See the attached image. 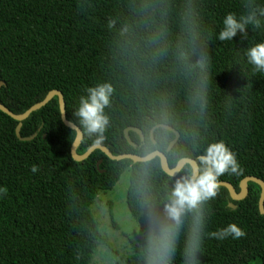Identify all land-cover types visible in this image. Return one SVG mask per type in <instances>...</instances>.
Masks as SVG:
<instances>
[{"label":"trees","instance_id":"1","mask_svg":"<svg viewBox=\"0 0 264 264\" xmlns=\"http://www.w3.org/2000/svg\"><path fill=\"white\" fill-rule=\"evenodd\" d=\"M261 8L264 0H0V102L20 114L61 90L67 119L84 134L79 154L94 144L115 155L160 150L173 168L184 157L198 162L208 144L223 141L241 171L218 180L240 192L246 176L264 180V71L245 55L264 41ZM253 10L258 27L249 23L231 40L218 39L227 14L239 19ZM102 84L111 88L106 124L90 133L73 113L86 89ZM18 123L0 110V186L7 189L0 196V264H188L192 214L177 225L165 213L185 168L171 176L159 157L113 160L101 149L75 160L76 131L62 121L58 96L22 122L21 136L32 139L17 136ZM159 124L179 132L170 150L176 132ZM129 127L144 139L130 130L131 144ZM127 168V205L139 231L122 232L123 250L100 229L92 205ZM260 195L255 182L239 201L219 186L204 205L196 264H264ZM108 211L121 230L111 200ZM230 222L245 236L220 241L208 234Z\"/></svg>","mask_w":264,"mask_h":264},{"label":"clouds","instance_id":"2","mask_svg":"<svg viewBox=\"0 0 264 264\" xmlns=\"http://www.w3.org/2000/svg\"><path fill=\"white\" fill-rule=\"evenodd\" d=\"M259 14L264 16V8L259 10ZM222 23L223 27L218 33V39L231 40L237 31L244 33L247 24L251 23L258 27L260 21L256 18V12L253 10L247 17L239 19L229 13L223 18ZM245 55L248 62L257 70L264 71V41L249 47ZM110 92V86L102 84L88 87L87 95L79 98L73 114L88 132H102L106 124L103 108L109 102ZM184 168L187 170L186 173L175 180L168 193L165 213L177 225L180 223L183 213L190 212L192 214L193 223L186 254L188 264H196L194 257L200 246L201 232L204 226V205L215 198L220 176L225 173L238 175L241 169L235 153L223 141L208 144L204 153L198 157V163L195 165L186 163ZM31 171L35 173L36 166H33ZM6 194L7 189L0 186V196ZM208 234L220 241L228 238L237 240L245 236V231L237 223L230 222Z\"/></svg>","mask_w":264,"mask_h":264},{"label":"water","instance_id":"3","mask_svg":"<svg viewBox=\"0 0 264 264\" xmlns=\"http://www.w3.org/2000/svg\"><path fill=\"white\" fill-rule=\"evenodd\" d=\"M3 85H5V82L0 81V87ZM55 96H58V98H59V107H60L62 121L64 122V124L66 126L70 127L71 129H74L76 131V138L72 144L71 153H72L73 158L77 161H82V160L87 159L96 149H101L109 158H111L113 160L131 159L134 162H145V161L152 160L156 157H159L162 169L167 174H169L171 176L178 175L180 173V171L184 168V165L186 163H191L193 165L198 163L194 158L184 157V158H181L177 162L175 167L171 168L169 165V162H168V157L163 151L156 150V151H154V152H152L146 156H140L138 154H133V153H124L121 155H115L112 153V151L107 146L102 145V144H94L84 154H79L77 152V150H78V147L80 146V144L83 140L84 134H83L82 129L77 124H75L74 122L67 119L65 97H64V94L62 93V91L59 89L51 90L42 101L34 104L28 110H26L24 113L16 114L13 111H11L8 107L3 105L1 102H0V110H2L3 112H5L9 116H11L13 119H15L19 122L17 125V128H16L17 136L22 140H30L34 136H30V137H22L21 136L20 131H21V127H22V122L24 120H26L34 111H36V110L42 108L43 106L47 105ZM157 127H165L167 129H170V130L176 132V138L171 142V144L168 148V150H170L173 147V145L176 143V141L178 140L179 132L176 131V129H174L173 127H171L169 125H165V124H159ZM130 130H134V131L138 132L140 134L142 140L144 139L143 131L140 128L129 127L125 130V135L131 144H133V142L129 136ZM152 139H154L153 134H152ZM100 163H101V160L98 162V167L100 166ZM249 182H255L261 186V195H260V199H259V210L262 214H264V180L263 179L256 177V176H246L241 181L240 192H238L236 190V187L232 183L227 182V181H219V186H225L229 191L230 197L233 200L239 201V200L244 199L248 195ZM229 206L231 208H234V209L237 207V205H235L233 202H230Z\"/></svg>","mask_w":264,"mask_h":264},{"label":"rangeland","instance_id":"4","mask_svg":"<svg viewBox=\"0 0 264 264\" xmlns=\"http://www.w3.org/2000/svg\"><path fill=\"white\" fill-rule=\"evenodd\" d=\"M131 168H127L121 176L120 180L113 189L101 192V199H98L95 206L92 205V211L96 214L100 223L101 230L108 233L110 240L117 246L124 249L128 248L127 237L122 234L123 231L130 235H137L139 231V223L131 217L127 205V192L130 185ZM113 202V211L116 222L120 225L121 230L113 227L111 217L108 211V202ZM95 207V211L93 210ZM134 220H133V219ZM101 255H98L99 258ZM259 259L251 261L249 264H261Z\"/></svg>","mask_w":264,"mask_h":264}]
</instances>
